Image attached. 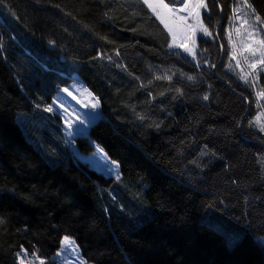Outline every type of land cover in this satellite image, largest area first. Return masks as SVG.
<instances>
[{
    "label": "trees",
    "instance_id": "obj_1",
    "mask_svg": "<svg viewBox=\"0 0 264 264\" xmlns=\"http://www.w3.org/2000/svg\"><path fill=\"white\" fill-rule=\"evenodd\" d=\"M205 1L213 38L198 40L197 57L209 67L169 52L168 31L141 0H0V264H18L22 250L49 261L64 237L88 264H264L258 101L224 71L237 0ZM247 1L264 21V0ZM221 11L218 74L249 101L241 131L248 103L213 71ZM74 79L102 110L76 145L103 150L120 178L70 155L50 163L18 121L51 115ZM223 216L246 230L232 246L203 221Z\"/></svg>",
    "mask_w": 264,
    "mask_h": 264
},
{
    "label": "rangeland",
    "instance_id": "obj_2",
    "mask_svg": "<svg viewBox=\"0 0 264 264\" xmlns=\"http://www.w3.org/2000/svg\"><path fill=\"white\" fill-rule=\"evenodd\" d=\"M164 2L168 3L166 0H164ZM185 3H188V0H184L181 5L169 4V7L179 9L183 7ZM204 3L206 4L205 0ZM244 4L245 0H237L233 5L230 20L224 28L229 52L227 61H225L224 71L237 81L243 83L255 94L258 101V113L254 117L253 124L250 125V128L259 132V134L264 135V131H261V127L264 126V115H262L264 114V97L258 95L259 92L264 90V64L259 63L261 59V50L260 45L256 43V41L264 39V30H261L264 28V24L257 22L255 20V16L257 15L255 13L253 14L251 9L246 8ZM236 8H239L240 11L235 13L238 18L233 19V10ZM199 11L201 13L200 22H197L194 18H190L187 21L188 24L197 25L194 40H184V36L190 34V30L185 28L180 22L176 21L175 17L169 18L170 21H175L174 26L178 25V27H176V43L183 41L187 47L192 48L193 53L195 54V59L193 58V55L184 52L181 48L169 47V52L179 53L196 65L209 67V64L201 63L197 57L198 40H211L213 38V34L209 30L208 31L211 33L210 36L204 35L200 30V23L206 27L202 18L203 15L207 13V8L200 9ZM245 13H247V15H245ZM187 15L188 12L176 13V16ZM245 20H247L248 23H244ZM237 29H239V32H237ZM249 32H252L251 39H249ZM169 35L171 38L170 44H172V36L170 33ZM245 44H250L252 48L256 49L255 55L250 51L244 50ZM234 49L235 59L232 58ZM237 62H239V64ZM252 64H255L254 68L249 67V65ZM241 76H246L248 82L246 83L244 79H241ZM65 89L68 91L65 92L64 89H59L55 95L52 102L53 105H51L53 111L49 112L51 115L43 113V119L36 120L32 114H24L18 118L20 125L24 128L26 134L34 139V142L37 141V150L40 155L50 163H59L64 159V156L70 155L80 163H83L106 176L120 178L121 171L119 164L109 159L103 150L97 148V151L92 154H83L79 151L75 142L77 137L87 135L93 125L101 118L102 110L100 104L98 103V107L96 108L91 106L93 103L99 101L92 92L87 87L85 88L82 86L78 80H72L69 88ZM69 93H71V95H69ZM65 109L67 111H65ZM51 117H57L59 123L55 122V125L52 124L49 128L48 125L51 121ZM257 117H260V119L257 120ZM66 120L69 122L68 124L65 123ZM81 121H83V124H81ZM69 124L71 127H69ZM46 130H50L53 133V136L50 137L51 139ZM38 137L40 143L38 142ZM203 221L223 233L227 237L231 246L242 239L246 233L244 228H241L238 223L226 216L214 218L204 217ZM256 239L262 246H264V238ZM72 241L74 240L69 238V243L66 245L63 239L61 249L49 261L39 257L38 254L33 255L26 252V255L18 256V264H20L21 259H23L24 264H40L41 260H43L45 264H80L81 261L85 260L81 256L79 246L75 241L73 245V243H71ZM23 252L25 251L22 250L19 253ZM37 256L39 259L36 258ZM86 264L88 263L86 262Z\"/></svg>",
    "mask_w": 264,
    "mask_h": 264
},
{
    "label": "snow or ice",
    "instance_id": "obj_3",
    "mask_svg": "<svg viewBox=\"0 0 264 264\" xmlns=\"http://www.w3.org/2000/svg\"><path fill=\"white\" fill-rule=\"evenodd\" d=\"M141 2L148 8L151 10V12L157 17V19L160 20V22L164 25V27L168 30V32L171 34L172 36V40L173 43L169 45L170 48L172 47H176V48H181L184 50V52H187L191 55H193V58L195 59V54L193 53L192 48H189L186 46V44L182 41L180 43H176V38H177V30L176 27H178V25L174 26L175 21H170V17H175V20L180 22L181 24H183L185 26V28H187L188 30H190V34L185 35L184 36V40H189V39H193L195 38L196 35V28L197 25L195 24H188L187 21L190 18H194L197 22H200V9H206L207 5L204 3V0H188V3H185L183 5V7L177 9L175 7H169V3H174V0H169V3H165L164 0H141ZM181 2H183V0H181ZM244 6L246 8L251 9L252 13H255V9L252 8V6L250 4L247 3V0H245V4ZM240 11L239 8H236L233 10L234 12V16L233 19L238 18L235 13ZM177 12H188L187 16H176ZM206 15V13H205ZM245 15H247V13H245ZM255 20L257 22H261V24H264V21H261V17L260 16H255ZM244 23H248L247 20L244 21ZM200 30L202 31V33L204 35H211V33L208 31V29L206 27L203 26L202 23H200ZM261 30H264V28H262ZM237 32H239V29H237ZM249 39H251L252 37V32H249ZM0 39H2V37H0ZM256 43H258L260 45V50H261V59L259 61V63L264 64V39H260L259 41H256ZM244 50L245 51H250L253 55H255V51L256 49L252 48V46L250 44H245L244 45ZM233 59H235V49L233 51ZM239 64V62H237ZM249 67L254 68L255 64L249 65ZM241 79H244L245 82L247 83V78L246 76H241ZM189 80H192L193 77L189 76L188 77ZM65 92H67V89H64ZM69 95H71V93H69ZM259 96L264 97V90H262L261 92L258 93ZM205 100L208 99L207 96L204 97ZM98 103L99 102H95L93 103L91 106L93 108L98 107ZM46 111H53V107L49 106ZM65 111H67L65 109ZM264 115V114H262ZM260 117H257V120H259ZM66 124H68L69 122L66 120L65 121ZM81 124H83V121H81ZM69 127H71V125L69 124ZM261 131H264V126L261 127ZM0 223H3V220L0 219ZM64 243L67 245L69 243V238L68 237H64ZM71 243H73L74 245V241H72ZM26 250L23 253H17L18 256L21 255H26ZM33 255H35V253H33ZM37 259H39V257H36ZM20 264H24L23 259H21ZM40 264H45V262L43 260L40 261ZM80 264H86L85 261H81Z\"/></svg>",
    "mask_w": 264,
    "mask_h": 264
},
{
    "label": "water",
    "instance_id": "obj_4",
    "mask_svg": "<svg viewBox=\"0 0 264 264\" xmlns=\"http://www.w3.org/2000/svg\"><path fill=\"white\" fill-rule=\"evenodd\" d=\"M217 1V0H216ZM166 2H169V0H166ZM184 2V0H183ZM183 2H181V0H174V3H170L172 5H181ZM219 6V5H218ZM220 8V6H219ZM222 12V11H221ZM224 15H223V12L221 14V19H220V22H219V25H218V28L216 30V33H215V40L218 42V44L220 45L221 47V57H220V60L219 62L216 64V66L214 67V74L216 75V77L223 83H225L228 88L234 92L236 95L242 97L244 100H246V102L248 103L247 107H248V110H247V113L245 114V116L243 117L242 119V122H241V125H240V128H242L243 126V123L244 121L247 119L248 115H249V112H250V104H249V101L247 100V98L245 96H243L242 94H240L239 92H237L233 86L230 84V82H228L227 80L223 79L219 74H218V68L222 65V63L224 62V59H225V50H224V47L222 46V43H221V40H220V34H221V31L223 29V25H224ZM242 136L245 140H253L251 138H249L248 136L244 135L242 133ZM253 141H258V140H253ZM260 142V141H258ZM262 143V142H260ZM263 144V143H262Z\"/></svg>",
    "mask_w": 264,
    "mask_h": 264
},
{
    "label": "bare ground",
    "instance_id": "obj_5",
    "mask_svg": "<svg viewBox=\"0 0 264 264\" xmlns=\"http://www.w3.org/2000/svg\"><path fill=\"white\" fill-rule=\"evenodd\" d=\"M169 3V2H168ZM183 4V3H182ZM172 5V4H171ZM169 47V46H168ZM247 90V89H246ZM93 94V93H92ZM95 96V95H94ZM54 100V99H53ZM53 105V104H52ZM252 123V122H251ZM253 124V123H252ZM240 131H241V128H240ZM110 159V158H109ZM118 178V177H117Z\"/></svg>",
    "mask_w": 264,
    "mask_h": 264
},
{
    "label": "crops",
    "instance_id": "obj_6",
    "mask_svg": "<svg viewBox=\"0 0 264 264\" xmlns=\"http://www.w3.org/2000/svg\"><path fill=\"white\" fill-rule=\"evenodd\" d=\"M78 83V82H77ZM80 84L82 85V86H84L81 82H80ZM85 87V86H84ZM86 88V87H85Z\"/></svg>",
    "mask_w": 264,
    "mask_h": 264
}]
</instances>
